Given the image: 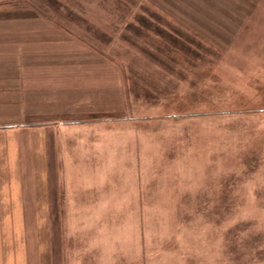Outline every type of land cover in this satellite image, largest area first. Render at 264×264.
<instances>
[{"label": "rangeland", "instance_id": "rangeland-1", "mask_svg": "<svg viewBox=\"0 0 264 264\" xmlns=\"http://www.w3.org/2000/svg\"><path fill=\"white\" fill-rule=\"evenodd\" d=\"M0 18L97 55L122 94L88 120L102 142L72 192L0 189L22 247L0 241L4 264H264V0H0Z\"/></svg>", "mask_w": 264, "mask_h": 264}, {"label": "crops", "instance_id": "crops-1", "mask_svg": "<svg viewBox=\"0 0 264 264\" xmlns=\"http://www.w3.org/2000/svg\"><path fill=\"white\" fill-rule=\"evenodd\" d=\"M4 22L0 21V189L18 192L30 182L27 188L35 192H72V182L81 181L87 153L83 150L90 146L97 151L102 142V129L88 120L110 118L103 108L120 106V80H105L104 71L109 70L103 60L79 45L37 35L28 39L23 31L1 29ZM3 210L0 241L10 236L15 242L19 226L9 221L5 206ZM15 245L20 247L17 240ZM60 251L61 246L54 245V255ZM97 253L89 264L97 263ZM70 259L66 253L49 262L66 264ZM5 262L8 257L1 255L0 264Z\"/></svg>", "mask_w": 264, "mask_h": 264}]
</instances>
